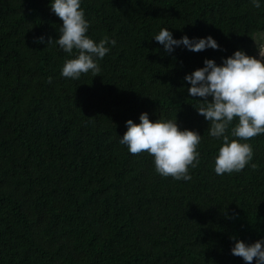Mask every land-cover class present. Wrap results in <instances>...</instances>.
I'll use <instances>...</instances> for the list:
<instances>
[{"label":"trees","instance_id":"1","mask_svg":"<svg viewBox=\"0 0 264 264\" xmlns=\"http://www.w3.org/2000/svg\"><path fill=\"white\" fill-rule=\"evenodd\" d=\"M258 2L80 0L86 35L116 44L99 76L74 80L61 72L77 50L56 43L51 0H0V264H246L231 248L264 240V134L239 141L253 147L244 169L217 175L223 140L184 77L237 50L264 62L252 45L264 32ZM162 28L219 48L169 53L154 39ZM145 112L201 136L190 180L161 176L154 157L120 143Z\"/></svg>","mask_w":264,"mask_h":264},{"label":"clouds","instance_id":"2","mask_svg":"<svg viewBox=\"0 0 264 264\" xmlns=\"http://www.w3.org/2000/svg\"><path fill=\"white\" fill-rule=\"evenodd\" d=\"M253 4L260 7L258 0H253ZM50 7L62 21L56 43L69 55L73 54L74 49L77 50L75 58L65 61L61 75L75 80L91 70L93 77L99 76L101 69L97 60L103 59L110 51L107 45L115 46L116 41L105 36L96 43L86 35L89 24L80 7V0H51ZM253 37L256 40L260 37L264 39V32L254 33ZM154 39L169 53L174 46L180 45L193 52L219 48L211 36L193 40L182 36L175 40L165 28ZM34 42L44 43V37H39ZM51 42L52 39L49 38L47 44ZM259 55L264 57V52H259ZM184 79L190 84L187 91L191 97L204 98L196 110L211 122L209 135L223 140L215 159V173L223 175L241 171L252 160L253 147L250 143L239 141H248L264 134V62L237 50L219 66L214 60L205 59L204 67L185 75ZM48 82L51 83V77ZM209 96L212 97L211 102L207 100ZM235 117H238V124L232 128L231 135L239 140L229 141L226 132ZM139 120V124L133 123L131 119L125 122L127 131L120 143L126 145L133 155L147 152L154 157L155 170L161 176L190 180L189 166L195 168L199 163L197 146L201 142V136L193 130H181L175 119L152 122L145 112L140 114ZM251 167L256 169L257 165L253 163ZM262 245L264 240L250 245L235 240L231 254L241 257L246 264H252L254 259L255 264H264Z\"/></svg>","mask_w":264,"mask_h":264},{"label":"flooded vegetation","instance_id":"3","mask_svg":"<svg viewBox=\"0 0 264 264\" xmlns=\"http://www.w3.org/2000/svg\"><path fill=\"white\" fill-rule=\"evenodd\" d=\"M257 38L256 37H254V40H253V42H252V45H253V47L255 48V51H256V53L255 54H257L258 56H260L259 55V52H261V51H264L263 49H264V41H263V39L260 37L259 38V40H256ZM261 57V56H260Z\"/></svg>","mask_w":264,"mask_h":264},{"label":"rangeland","instance_id":"4","mask_svg":"<svg viewBox=\"0 0 264 264\" xmlns=\"http://www.w3.org/2000/svg\"><path fill=\"white\" fill-rule=\"evenodd\" d=\"M263 41H264V39H263ZM264 50V49H263ZM261 52H264V51H261Z\"/></svg>","mask_w":264,"mask_h":264}]
</instances>
